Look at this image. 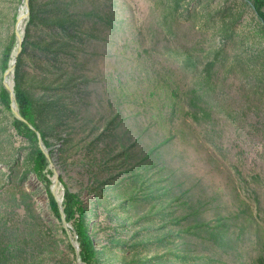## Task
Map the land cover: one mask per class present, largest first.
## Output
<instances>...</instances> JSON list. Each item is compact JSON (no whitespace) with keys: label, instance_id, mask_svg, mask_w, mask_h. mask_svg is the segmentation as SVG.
<instances>
[{"label":"rangeland","instance_id":"obj_1","mask_svg":"<svg viewBox=\"0 0 264 264\" xmlns=\"http://www.w3.org/2000/svg\"><path fill=\"white\" fill-rule=\"evenodd\" d=\"M31 1L19 21L25 0H0V89L20 28V79L51 143L18 133L0 98V264H81L35 171L41 143L57 195L67 182L91 206L104 264H261L264 19L253 0Z\"/></svg>","mask_w":264,"mask_h":264},{"label":"trees","instance_id":"obj_2","mask_svg":"<svg viewBox=\"0 0 264 264\" xmlns=\"http://www.w3.org/2000/svg\"><path fill=\"white\" fill-rule=\"evenodd\" d=\"M254 6L260 13L261 18L264 19V0H253ZM31 9H34V4L30 0ZM18 45V39L16 33H13L9 38L4 51L2 58V70H5L9 67L13 56L14 51L16 50ZM26 45V38L23 41V47ZM24 52V50L22 51ZM21 52V53H22ZM21 53L18 56L16 67H15V92L17 96V101L19 105L20 112L26 118L23 120L15 115L14 118V127L18 133L24 136H34L36 138H40L39 132L42 135L43 142L45 145H49L50 141V131L48 128L42 126L39 122V112H38V103L39 101L35 100L31 95L29 90L23 85L20 79V67H21ZM0 98L4 105L12 110V98L10 91L2 84L0 89ZM122 143H125L124 140ZM53 154L51 153V157H49L43 148L42 144H40L35 151V171L36 173L44 179L46 182L48 195L50 198V205L55 214L61 219V206L59 201L56 198V195L52 191V176L55 174L54 167L52 166L53 162ZM156 166L155 163H153ZM152 165H148L147 163L143 165V168H150ZM144 179L142 178V182L140 181L138 185H143ZM145 184V182H144ZM65 192L63 205L66 213L67 220L72 222L74 225V230L78 234V239L81 244V257L87 264H104V257L96 243V238L94 236V232L90 227L87 213L92 210L89 203H86L85 198L82 195L81 190L74 189L72 185L65 182ZM97 200H99V196H97ZM94 212V211H93ZM164 234H161L160 239L163 238ZM222 237V235H220ZM148 237V236H147ZM137 255H133L132 258H136ZM148 256V254H141V257ZM127 257H125V261ZM160 260V258H158ZM115 261V260H114ZM261 264H264V258L261 260ZM136 262V260H134ZM141 263V262H140ZM157 264H163V262H158Z\"/></svg>","mask_w":264,"mask_h":264},{"label":"water","instance_id":"obj_3","mask_svg":"<svg viewBox=\"0 0 264 264\" xmlns=\"http://www.w3.org/2000/svg\"><path fill=\"white\" fill-rule=\"evenodd\" d=\"M25 6L27 7V10L25 12H23L20 16H19V21L26 17L29 14L30 11V0H25ZM16 35H17V39H18V45L16 50L14 51V56L13 59L9 65V67L5 70L4 72V85L5 87L10 91L11 93V98H12V110L14 111L15 115L23 120H26V118L22 115V113L20 112L19 109V105H18V101H17V96H16V92H15V82L11 83L10 82V77L11 75L15 72V67H16V63H17V59L19 54L21 53L22 49H23V41L25 39L23 31L20 28H17L16 30ZM39 136H40V140L43 141L42 135L39 132ZM42 144V143H41ZM43 146V145H42ZM44 148V147H43ZM45 149V148H44ZM46 151V150H45ZM47 155L50 157L49 153L46 151ZM57 184V181H54L52 183V191L54 192V194L56 195L57 200L59 201V204L61 206V219L63 221L64 227L66 228V230L71 234V230H73L75 238L72 237V240L76 246V255H77V259L81 264H87L81 257V244L80 241L78 239V234L77 232L74 230V225L72 222L67 220L66 217V213L64 210V205H63V199L64 197H60L57 195L56 193V189L55 186Z\"/></svg>","mask_w":264,"mask_h":264}]
</instances>
